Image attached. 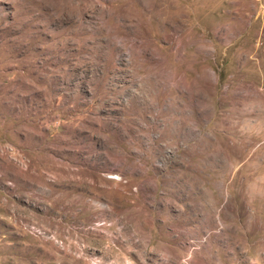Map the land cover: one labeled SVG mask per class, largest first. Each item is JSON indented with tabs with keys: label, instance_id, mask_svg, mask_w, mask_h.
Returning <instances> with one entry per match:
<instances>
[{
	"label": "rangeland",
	"instance_id": "1",
	"mask_svg": "<svg viewBox=\"0 0 264 264\" xmlns=\"http://www.w3.org/2000/svg\"><path fill=\"white\" fill-rule=\"evenodd\" d=\"M0 264H264V0H0Z\"/></svg>",
	"mask_w": 264,
	"mask_h": 264
}]
</instances>
